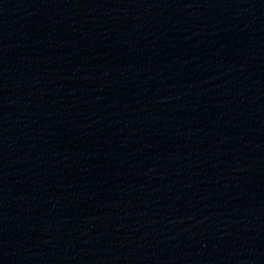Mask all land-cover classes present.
<instances>
[{
    "label": "water",
    "instance_id": "95a60500",
    "mask_svg": "<svg viewBox=\"0 0 264 264\" xmlns=\"http://www.w3.org/2000/svg\"><path fill=\"white\" fill-rule=\"evenodd\" d=\"M0 264H264V0H0Z\"/></svg>",
    "mask_w": 264,
    "mask_h": 264
}]
</instances>
